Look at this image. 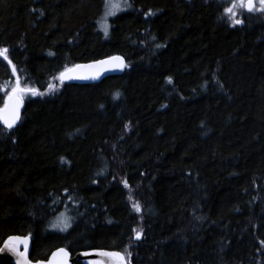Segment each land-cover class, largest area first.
Returning <instances> with one entry per match:
<instances>
[{"label": "trees", "instance_id": "obj_1", "mask_svg": "<svg viewBox=\"0 0 264 264\" xmlns=\"http://www.w3.org/2000/svg\"><path fill=\"white\" fill-rule=\"evenodd\" d=\"M128 1L105 38L104 0H0V48L17 69L0 58V106L17 76L43 93L25 92L17 126L0 125V245L29 236L32 261L65 247L129 264H264V12ZM110 55L122 74L59 81Z\"/></svg>", "mask_w": 264, "mask_h": 264}, {"label": "snow or ice", "instance_id": "obj_2", "mask_svg": "<svg viewBox=\"0 0 264 264\" xmlns=\"http://www.w3.org/2000/svg\"><path fill=\"white\" fill-rule=\"evenodd\" d=\"M257 3L259 4L258 8H257ZM105 6L106 8H110V7H118L119 5L114 3L113 0H105ZM237 8L244 9L247 12H253V11L264 12V0H233V3L231 4V6L226 7L224 9V12L230 18H234L235 16L238 15V12L236 11ZM114 14L115 13L112 11L106 12V15H114ZM232 23L234 25H238L241 23V20L232 19ZM104 31H105V35H107V28H105ZM8 53H9V50L7 48H0V58H2L4 61H7L8 65L11 66L12 68L13 76H16L17 69L12 64V61L9 58ZM109 59L110 60H121L120 57H111ZM97 63L106 64L108 63V61H99ZM120 66L126 67V65H123L122 61H121ZM60 76L61 78H64L65 73H61ZM81 78H87V77H81ZM171 82L172 81L169 78L168 83H171ZM51 88H52V85H49V89ZM25 92H31L32 95H43V93H39L38 90L36 89L22 87L19 77L17 76L15 86L12 87L11 92L8 93L3 108H0V122H2L3 125L9 130L15 126V124L17 123L19 119V107L21 104L22 96ZM125 186L127 187L126 182H125ZM133 208L137 212L141 211V206L138 203H133ZM59 222L63 224V227L60 229L61 231H65L67 230L68 227H70V224H68L67 219L63 218V214H61V219L59 220ZM133 231L135 232L134 238L139 240L142 236V230L137 231L134 229ZM27 242H28V237H18V236L9 237L8 240L5 241L6 247H10L12 250L16 251L19 256H21L22 260L20 264H29V261L26 258ZM21 245L24 246V249H25L24 252L19 251V248ZM91 254L98 255L100 257L113 258L116 261H118L119 264H127V256L124 253L98 250L95 253H91ZM57 255L61 257H66L67 252L65 251V249H59L57 253L53 254V257H56ZM86 255H89V253H86ZM49 264H53V261H49ZM59 264H65L64 260L61 259ZM91 264H102V262L97 260V261L91 262Z\"/></svg>", "mask_w": 264, "mask_h": 264}, {"label": "water", "instance_id": "obj_3", "mask_svg": "<svg viewBox=\"0 0 264 264\" xmlns=\"http://www.w3.org/2000/svg\"><path fill=\"white\" fill-rule=\"evenodd\" d=\"M111 57H120L121 60H110L109 58H111ZM99 61H108V63H106V64L97 63ZM121 61L123 62V65H125V59L122 56L111 55V56H107L106 58H102L100 60L91 61V62L84 63V64L83 63L76 64L74 67H72L71 69L64 72L65 76H64V78H61V80L64 82H67V83H76V84L97 83L101 79H103L107 76H115V75L122 74L124 67L120 66ZM77 66H79V67H77ZM89 66H91V67H89ZM81 77H87V78H81ZM3 106L0 108H3ZM21 113H22V102H21L20 107H19V119H20ZM19 119H18V121H19ZM18 121L13 128H15L17 126ZM0 124L3 127H5L2 122H0ZM9 237H17V236L16 235L8 236L1 243V245H0V263L9 262L11 264H20V262L22 260L21 256H19L17 254V252L12 250L10 247L5 246V241H7ZM18 237H28L26 258L29 261V264H49V261H53V264H59L61 259L64 260L65 264H75L76 261H79L82 264H91V262L97 261V260L101 261L102 264H119V262L113 258L100 257L98 255L91 254V253H95L98 250L119 252L116 250L89 249V250L77 252L74 255H72V253H70V251L68 249H66L65 247H58V248L54 249L48 255V257L45 260L32 261L29 258L30 248H31L30 237L29 236H18ZM59 249H65V251L67 252V256L61 257V256L57 255L56 257H53V254L57 253ZM19 251L20 252L25 251L23 245L20 246ZM86 253H89V255H86Z\"/></svg>", "mask_w": 264, "mask_h": 264}, {"label": "rangeland", "instance_id": "obj_4", "mask_svg": "<svg viewBox=\"0 0 264 264\" xmlns=\"http://www.w3.org/2000/svg\"><path fill=\"white\" fill-rule=\"evenodd\" d=\"M229 1H230V3L231 2L233 3V0H229ZM113 2L118 4L119 6L106 8L105 0H104V11H103L102 16L100 18V21L97 23V29L101 32V34L105 38H107L109 35V31H110V27H111V19L113 17H115L117 14H120L129 8V1L128 0H113ZM108 11H112L115 14L114 15H106V12H108ZM105 28H107V35H105V31H104ZM63 218H66V216L63 215ZM60 219H61V215L56 217V219L54 221V228H56L58 230H60L63 227V224H61L59 222Z\"/></svg>", "mask_w": 264, "mask_h": 264}, {"label": "bare ground", "instance_id": "obj_5", "mask_svg": "<svg viewBox=\"0 0 264 264\" xmlns=\"http://www.w3.org/2000/svg\"><path fill=\"white\" fill-rule=\"evenodd\" d=\"M110 56H111V55H110ZM103 58H106V57H103ZM100 59H102V58H100ZM100 59H98V60H100ZM93 61H96V60H93ZM90 62H91V61H90ZM84 63H88V62H84ZM84 63H83V64H84ZM78 64H81V63H78ZM74 66H75V65H74ZM74 66H73V67H74ZM71 68H72V67L67 68L66 70L62 71L61 73H64V72H66L67 70H69V69H71ZM61 73H60V74H61ZM60 74H59V80H60L61 82H64V81L61 80V76H60ZM101 80H102V79H101ZM101 80H100V81H101ZM18 123H19V121H18ZM0 125H1V124H0ZM1 126H2V125H1ZM2 127H3V126H2ZM4 128H5V127H4ZM16 236H18V235H16ZM20 236H21V235H20ZM116 251H117V250H116ZM119 252H120V251H119Z\"/></svg>", "mask_w": 264, "mask_h": 264}]
</instances>
